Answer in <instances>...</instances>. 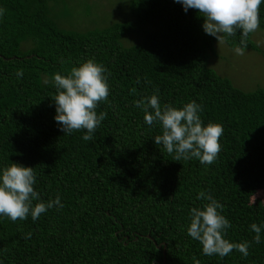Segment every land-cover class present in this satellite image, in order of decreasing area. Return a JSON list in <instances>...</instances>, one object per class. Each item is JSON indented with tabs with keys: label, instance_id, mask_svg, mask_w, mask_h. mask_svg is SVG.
Segmentation results:
<instances>
[{
	"label": "trees",
	"instance_id": "obj_1",
	"mask_svg": "<svg viewBox=\"0 0 264 264\" xmlns=\"http://www.w3.org/2000/svg\"><path fill=\"white\" fill-rule=\"evenodd\" d=\"M56 1L0 0V174L12 163L33 167L40 194L33 205L57 196L63 205L35 221L0 216V264H161L162 243L165 264H195L193 257L264 264V201H251L264 190V89L243 92L215 73L209 60L218 41L197 10L185 12L175 0H129L130 21L85 33L55 25L49 4ZM259 28L264 38V2ZM134 33L143 40L123 47ZM251 35L246 50L257 51ZM240 38L238 31L225 45L241 46ZM88 60L107 69L109 85L96 108L107 115L91 141L86 130H60L51 82ZM152 95L162 107L195 101L204 126L223 127L213 164L175 161L154 142L161 128L135 106ZM201 191L223 205L218 211L231 224L224 238L249 242L246 258L235 249L204 255L188 236L191 209L208 203L197 199ZM253 223L262 229L259 244Z\"/></svg>",
	"mask_w": 264,
	"mask_h": 264
},
{
	"label": "clouds",
	"instance_id": "obj_2",
	"mask_svg": "<svg viewBox=\"0 0 264 264\" xmlns=\"http://www.w3.org/2000/svg\"><path fill=\"white\" fill-rule=\"evenodd\" d=\"M182 4L184 11L195 9L204 17L202 25L206 34L213 36L219 46L226 42V37L241 33L240 45L233 49L236 55H244L248 47V37L260 27V6L264 0H175ZM0 9V18L3 16ZM107 69L93 60H88L78 67L71 68L68 75L56 73L52 83L57 94L52 97L56 106L55 120L60 130L65 134L86 130L85 141L93 140V133L106 118V113L97 115L96 108L109 96V85L105 73ZM17 77L23 76V70H18ZM45 83H49L45 80ZM158 91V90H157ZM135 106L144 113L147 125H158L161 134L154 137L157 145L175 161L197 159L203 165L213 164L221 151L220 138L223 127L209 123L204 126L199 113L203 106L195 101L176 108L160 104L159 97L152 95L137 100ZM36 177L33 167L12 163L0 174V216L11 221L26 220L31 215L33 221L42 213L53 207H63L61 198L47 203L40 200V194L34 189ZM197 199L207 200L202 208L193 207L190 211V226L187 234L202 245L204 255H217L223 258L234 249L245 258L249 255V242L232 243L225 239L226 230L231 227L229 220L221 214L223 205L211 195L201 191ZM250 230L256 235L255 243L261 242V226L251 224ZM27 234L26 238H30ZM195 264L199 260L193 257Z\"/></svg>",
	"mask_w": 264,
	"mask_h": 264
},
{
	"label": "rangeland",
	"instance_id": "obj_3",
	"mask_svg": "<svg viewBox=\"0 0 264 264\" xmlns=\"http://www.w3.org/2000/svg\"><path fill=\"white\" fill-rule=\"evenodd\" d=\"M129 5V0H57L49 7L51 19L59 29L85 33L130 21ZM151 30V26L144 28V32ZM143 38V34L134 33L123 37L120 42L123 47H131ZM251 39L257 51L245 50V54L240 56L225 43L219 46L217 42L209 60V67L215 73L243 92L264 89L263 31L259 28L252 33ZM251 201H264V190L258 191Z\"/></svg>",
	"mask_w": 264,
	"mask_h": 264
},
{
	"label": "water",
	"instance_id": "obj_4",
	"mask_svg": "<svg viewBox=\"0 0 264 264\" xmlns=\"http://www.w3.org/2000/svg\"><path fill=\"white\" fill-rule=\"evenodd\" d=\"M1 57V56H0ZM147 238H149L150 239V237L149 236H147ZM154 242V244L156 245V242L155 241H153ZM156 248L158 249V250H160L161 248H162V254H163V261H162V263L161 264H165V255H166V244L165 243H162V244H159V245H156Z\"/></svg>",
	"mask_w": 264,
	"mask_h": 264
}]
</instances>
